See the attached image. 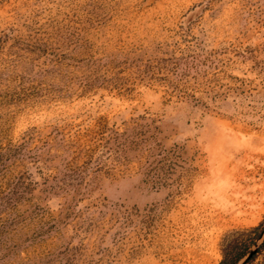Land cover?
<instances>
[{
  "label": "rangeland",
  "instance_id": "rangeland-1",
  "mask_svg": "<svg viewBox=\"0 0 264 264\" xmlns=\"http://www.w3.org/2000/svg\"><path fill=\"white\" fill-rule=\"evenodd\" d=\"M163 58L191 67L169 73L179 91L160 80ZM140 116L179 148L169 184L136 163H91L78 190L57 187L63 136ZM0 217L18 218L0 264H219L228 244L251 249L264 223V0H0Z\"/></svg>",
  "mask_w": 264,
  "mask_h": 264
},
{
  "label": "trees",
  "instance_id": "trees-1",
  "mask_svg": "<svg viewBox=\"0 0 264 264\" xmlns=\"http://www.w3.org/2000/svg\"><path fill=\"white\" fill-rule=\"evenodd\" d=\"M180 60L179 58H163L156 63L159 70H168V73H163L160 76V80L166 83V86L172 87L173 91H179L180 88L169 73L176 74V77L182 79L191 69V67L181 68ZM223 86L224 84H219V87ZM225 87V93L230 90L235 91V89L243 91L242 86L238 84ZM218 94H214L212 99H215ZM122 125L110 127L108 124L100 122L95 128L76 135L75 138L70 139L63 136V151L67 152L70 158L64 162V169L58 179L60 184H57V187L62 190L67 187L78 190V187L87 182L86 174L91 171V163L94 165L92 166L94 167L93 171L104 168L108 170L118 167V169L129 168L132 163H136L154 184H169L176 169L183 167L179 148L167 149L162 145L157 137L158 127L154 125V119L140 116L125 121ZM17 223V217H12L11 220L0 217V240L5 232L4 229L8 228V225ZM13 229L15 230L12 228L9 232L14 231ZM263 229L264 223L250 230L255 235V241ZM249 250L250 247L242 249L236 243L228 244L219 264H236ZM261 256L260 264H264V240L258 253L248 264H253Z\"/></svg>",
  "mask_w": 264,
  "mask_h": 264
},
{
  "label": "water",
  "instance_id": "water-1",
  "mask_svg": "<svg viewBox=\"0 0 264 264\" xmlns=\"http://www.w3.org/2000/svg\"><path fill=\"white\" fill-rule=\"evenodd\" d=\"M263 240H264V229L262 233L260 234V236L256 239L253 247L236 264H248L252 260V258L258 253Z\"/></svg>",
  "mask_w": 264,
  "mask_h": 264
}]
</instances>
